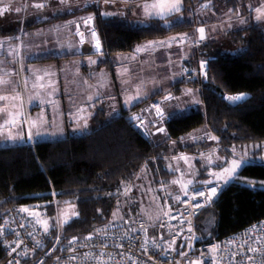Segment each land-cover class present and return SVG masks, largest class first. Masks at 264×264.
Returning <instances> with one entry per match:
<instances>
[{
  "label": "trees",
  "instance_id": "trees-1",
  "mask_svg": "<svg viewBox=\"0 0 264 264\" xmlns=\"http://www.w3.org/2000/svg\"><path fill=\"white\" fill-rule=\"evenodd\" d=\"M240 1L243 4L244 0ZM215 4L235 8L237 0H215ZM81 12L95 14L105 68L111 67V56L131 53L137 44L192 30V24L186 21L166 27L164 22L169 18L134 25L121 17H104L95 7ZM67 17L59 16L48 23ZM14 34L15 29L0 28V39ZM231 43L241 51L234 54L217 42L201 45L199 53L206 72L194 83L199 85L201 81L204 111L191 110L169 119L165 125L167 138L158 144L156 139L143 138L131 113L123 112L106 122L104 109L96 103L86 134L0 147V217L11 207L37 205L47 207L53 216L55 203H69L77 215L63 225L62 239L83 238L111 221L118 192L134 182L141 171L152 176L154 185H158V178L168 183L173 175L166 169L168 154L194 152L195 148L178 146L172 150L168 143L178 145L194 129L205 125L219 138L222 148L252 145V158L257 159L264 151V30L247 26L232 35ZM209 57L212 60L208 61ZM176 87L179 85L172 89L177 91ZM241 94L245 97L235 104L226 99ZM249 162L213 206L197 218L196 231L202 241L208 236L227 237L264 219V165ZM3 258L0 246V262Z\"/></svg>",
  "mask_w": 264,
  "mask_h": 264
},
{
  "label": "rangeland",
  "instance_id": "rangeland-1",
  "mask_svg": "<svg viewBox=\"0 0 264 264\" xmlns=\"http://www.w3.org/2000/svg\"><path fill=\"white\" fill-rule=\"evenodd\" d=\"M98 2H100V0H98ZM155 2L156 0H149L145 3V5H151ZM246 2L247 0H244L242 4L240 0H237L235 8H227L218 4L216 5L215 0H185V4L184 0H181L180 10L178 12H174L171 16L168 17L169 19L166 20V25L173 26L184 21L192 24V30L190 32L193 31V39L191 40V45H193V48L191 45H189L190 48L188 50L186 48L181 49L182 52L187 55L186 57L190 58H188V61L186 63V70L194 68L198 59L200 60V66L202 65V54H200L199 51L201 45L208 44V42L206 43V41H216L220 44V47H223L222 49L229 50L230 52L236 54L241 51V48L233 46V43H231L232 35L236 31L242 30L247 26H258L264 30V16H262L260 19H257V16L259 15L257 11L253 13L251 17V11L248 10L250 13H247L246 11ZM248 3V8L251 9L250 7L252 5L253 7H255L258 4V0H250ZM145 5L142 7L144 10ZM94 7L96 8L97 6L95 5ZM97 8L99 11V7ZM185 8L186 14L182 15V10ZM259 10L260 12L264 13V6H262ZM84 14L83 18H92L93 25L91 22L86 21H83V24H85V22L87 24L91 23V27L87 26L86 28H93L100 41L97 29L95 27V14L92 12H86ZM201 16L202 18H200ZM206 16H208L207 20ZM210 17H214L217 23L223 25V27H220L219 29L207 27L211 23ZM152 20L153 19H150L148 22H145V24H150ZM81 22L82 20L78 21L76 24ZM200 27L204 29V39H200L203 42L199 41L201 34L198 29H201ZM48 32L50 31H39L40 36H43V33ZM185 33L188 34L187 32ZM185 33L173 34L168 37ZM29 34L30 33L26 32L25 35L27 36ZM45 37L47 36L39 37L38 42H36L35 39L32 41L28 39L27 43L30 45V47H32V45L40 47L41 41ZM21 46L23 53L25 51L24 43H22ZM36 47L34 48V51ZM100 55H103V53L101 52ZM164 56L167 57L166 61ZM150 58H152V56ZM179 58V53H175L173 56L168 57V55L163 52L162 49H159L155 59L144 62L142 64L140 63V61L134 62L125 67V69L128 71L133 70L138 72V75L140 74V71L142 75L156 74V77L154 79H144L143 81V88L145 91H147L146 93H144L145 100L153 97V95L155 93H158L160 89H162V91H170V95L174 99V101L171 103L168 102L167 99H165V95L162 97V103L159 99L154 97L155 99L160 101L161 107L163 106L162 109L165 113L166 121H168L169 119H175L177 117L185 116L191 111L189 110L190 107L191 109L197 111L202 110V106L199 103L201 81H198L199 85L194 84L195 87H193V89L191 90L181 88V84H176L180 80L179 74L181 72L182 65ZM97 61H99V59ZM193 72L194 74H197V68H194ZM8 73H11V70H9ZM76 73L79 74V86H82V84L84 83L83 88L81 87L78 89V93H76L73 89L75 87V78H77L75 77ZM18 75L19 79L17 76H15L12 78L1 80L0 95L7 94L9 98L8 100L0 99V107L3 106L6 110L3 112V114H7V112L17 114L21 110V115L23 118L24 112H26L24 106V103H26L27 99L26 95L30 99V94L34 91V86L31 84H27L25 89V87L21 84L20 74ZM197 76L199 77V75ZM17 81L19 84H17ZM109 82V73L106 71H103L100 74L92 72L90 73L88 80L84 82L80 71L76 72L74 66H69L67 76L64 78V91L65 97L69 99V102L73 103V112H75V110L79 111L80 114H84L83 116H86L85 114H88V110L84 108L83 99H85L86 97L89 98L90 96H94L95 88L99 84H103L105 86L104 95L108 96V98L112 96ZM174 84L179 85V87H176L178 88V92L175 89H172L173 87H175ZM106 85L109 87H106ZM189 85L191 84H186V86ZM170 95L168 96V98L171 97ZM33 97H35V100L39 103V109L35 111L27 110V117L26 119L24 118L25 124H23V130L24 133L26 132V137L32 139V142L53 141L66 137V126L59 125L58 119L55 116V114L58 113V107L60 106V93L56 89L54 81H48L47 88L45 90H42L41 88V91L34 94L32 98ZM154 98L148 100L146 102L147 105H149L154 100ZM114 100L115 99L113 98L107 100L108 102L106 104L105 117L106 122H109L112 119L116 118L114 114L116 107H113L112 105ZM69 111L71 110L69 109ZM138 112H140V110L133 109L129 113L134 115L133 113L137 114ZM148 113L149 112H146V114L144 113V117L149 118L146 121L147 126H149V122L152 119ZM48 114L52 115V119H48ZM91 115H94V112H92ZM78 126H80V123H78V125L76 126H71V130L73 131L74 128L78 129ZM14 128H16L15 132H12L10 134L0 133V147L23 145L26 143L24 135L21 132V123L15 125ZM161 128L164 129V131L160 133V137L158 139L159 142H162L163 138L166 136V129L164 128V124H154V126L152 127L153 132L154 130H159ZM76 132L82 133L83 131ZM211 137H215L216 139H211ZM168 144L172 150L178 146L191 147L195 145V148L194 152L180 150L179 152H171L170 154H168L165 159L166 169L173 175L169 182L166 184H164V182L160 178H158V185H154L152 176L146 171H141L137 175L134 182L124 186L123 189L118 192V201L111 216L112 221H121L124 219H133L139 217L145 220L149 225L155 226L156 223L166 213V211H168L166 210V208H173L177 200L186 195V193L190 189V186L194 184V181H196L199 176L205 174L207 179L218 178L216 174L223 173L224 169L229 168L232 164V161L234 160L238 162L244 160L247 162L250 161V164L264 165V151L260 156L257 157V159H253L251 154L254 150V146L252 145H248L247 147L233 145L231 149L226 150L222 148V144L220 143L219 138H217L210 131L207 125L194 129L184 138L182 142L178 143V145L175 142H169ZM239 170L231 178V181L235 179ZM227 179L228 178L226 176L224 178H220V180L223 182H225ZM174 181H177V183H173ZM261 187L264 188L263 185ZM47 212L49 214V210H47ZM73 212L76 213L72 204H66L65 202L55 203L54 215L50 216V218L42 224L45 225L50 231V235L52 237H55L62 232V227L64 224H66L63 223L64 220H67L69 222L72 218L76 217V215L73 216ZM52 229H54L55 232L51 231Z\"/></svg>",
  "mask_w": 264,
  "mask_h": 264
},
{
  "label": "crops",
  "instance_id": "crops-1",
  "mask_svg": "<svg viewBox=\"0 0 264 264\" xmlns=\"http://www.w3.org/2000/svg\"><path fill=\"white\" fill-rule=\"evenodd\" d=\"M147 1L149 0H100V2H98V0H0V10L7 8V11L0 14V28L6 30L15 29L16 31V34L0 39V82L3 79L15 76L19 79L18 74H20L21 84L25 89L27 84L34 86V91L30 94V99L26 95V112H24L23 118L21 110L17 114L11 112L3 114L6 110L3 106L0 107V133L10 134L15 132L16 128H14V126L21 123V132L24 135L26 144L32 142V139L26 137V132L24 133V118L26 119L27 117V110L35 111L39 109V103L35 100V97L32 98V96L41 91V88L42 90H45L48 81L52 80L55 83L56 89L60 93V106L58 107V113H56L55 116L58 119L59 125L66 126L67 134L79 133L76 132L75 128L72 131L71 126H76L78 123H80V126L88 125L89 119L93 116L91 113L94 112L95 114L96 106L94 105L96 103L98 107H102L106 112L108 99H115L112 105L113 107H116L114 112L116 117L120 116L123 112H131V110L137 106L140 108L147 106L146 102L154 97L159 99L162 103V97L165 95V99H167L168 102H173L174 99L170 95V91H162V89H160L158 93H155L150 99L145 100L144 93L147 91L143 88V81L144 79H154L156 74L142 75L140 71V74L138 75V72L136 71H128L125 69V67L129 66L131 63L140 61L142 64L155 59L159 49H162L168 57L173 56L175 53L180 54L179 60L182 65L179 74L180 80L176 84H181V88L193 89L198 74H194L193 72L195 67L190 70L185 69L189 57H186L187 55L181 50L182 48H186L187 50L190 48L189 45H191V40L193 39V31L188 34L185 33L137 44L131 53L111 56L109 58V62L111 63L110 68L102 66L105 61L104 56L94 53L89 36H78L76 33L75 25L78 21L83 19V16L85 15L81 11L94 7L95 5L99 7V13L104 17H121L135 25H146L145 22H148L150 19H161L145 15V10L142 7ZM249 1L250 0H247L246 2V11L248 13V10H250L252 17L253 13L257 12L258 9L264 6V0H258V4L255 7L252 5L250 7L251 9L248 8ZM36 4H43L44 7L37 8L34 6ZM66 15L69 17L62 21L48 23L59 16ZM200 18H202V16ZM207 19L208 16H206V20ZM210 19L211 23L207 27H213L215 29L223 27V25L217 23L214 17H210ZM31 25L37 26L28 28ZM41 30H47L50 32L43 33V36H40L39 31ZM26 32L30 34L26 36ZM44 36L47 37L42 39V47H39L37 44L40 51L35 45L30 47L27 43L28 39L31 41L35 39L36 42H38L39 37ZM199 41L203 42L200 38ZM207 42L209 43L213 41H206V43ZM22 43H24L25 49L23 53L21 46ZM191 46L193 48V45ZM35 47L36 49L34 51ZM151 56L152 58H150ZM164 57L166 61L167 57ZM98 59L99 61H97ZM69 66H74L76 72L80 71L84 82L88 80L89 75L92 72L100 74L101 72L106 71L109 73V83L112 96L108 98V96L104 95L105 86L99 84L95 88L94 96L83 99L84 108L88 110V114H85L86 116H83L84 114H80L79 111L76 110L73 112V103L69 102V99L65 97L64 78L67 76ZM9 70H11V73H8ZM75 77L77 78H75V87L73 89L78 93V89L81 87L83 88L84 83L82 86H79V74L76 73ZM189 83L191 85L186 86V84ZM17 84H19L18 81ZM106 87L109 86L106 85ZM169 95L171 97L168 98ZM243 97L245 96L243 95ZM0 98H3L1 100H8L9 96L3 94L0 95ZM199 103L202 106V110L200 111H204L200 97ZM69 109L71 111H69ZM189 110L194 109H191L190 107ZM142 114L146 123L149 118H145L144 113ZM48 119H52L51 114H48ZM151 130L152 138L158 140L161 131L157 129L153 132V129ZM82 133L86 134L87 132L84 131ZM208 182L229 184L231 179H227V182H223L220 178L207 179L206 175L203 174L194 181V184H192L190 188L196 184H204Z\"/></svg>",
  "mask_w": 264,
  "mask_h": 264
},
{
  "label": "built area",
  "instance_id": "built-area-1",
  "mask_svg": "<svg viewBox=\"0 0 264 264\" xmlns=\"http://www.w3.org/2000/svg\"><path fill=\"white\" fill-rule=\"evenodd\" d=\"M88 18L76 24L81 32L76 31L78 35H88L93 51L100 54L102 46L98 51L92 36L94 29L86 28L93 25V20ZM83 21L91 23L83 24ZM198 69L199 76L206 72L204 67ZM157 108L162 111L160 101L154 99L144 112H149L153 124H162L166 117L163 111V116H158ZM137 115L140 122L136 126L143 138L149 140L151 134L145 128L143 116L140 112ZM213 187L217 189L216 195L211 200L205 199ZM226 187L220 183L191 187L174 208H166L168 211L156 226L133 218L98 228L83 238L68 240L58 235L52 237L45 230L42 224L47 219L45 212L37 216L27 213L35 206L10 209L0 217V246L4 257L0 264H264V219L220 239L202 241L197 234V218L213 206ZM201 191L204 196L198 194Z\"/></svg>",
  "mask_w": 264,
  "mask_h": 264
},
{
  "label": "snow or ice",
  "instance_id": "snow-or-ice-1",
  "mask_svg": "<svg viewBox=\"0 0 264 264\" xmlns=\"http://www.w3.org/2000/svg\"><path fill=\"white\" fill-rule=\"evenodd\" d=\"M180 3L181 0H156L155 3L151 4V5H145V15L149 16V17H158V18H164L168 15H171L174 12H178L180 10ZM37 8H42L44 7L43 4H36L34 5ZM4 11H7V8H4L3 10H0V14H2ZM259 15L257 16V19H260L262 16H264V13L260 12V10H257ZM107 15V14H106ZM92 18L89 17L88 20L90 21ZM198 31L200 32V39H204V29H198ZM92 36L94 39H96V46H97V50L99 51V47H100V42L98 40V38H96V33L95 31L92 32ZM139 51V49H138ZM94 63V61H93ZM204 65L202 63L201 68H203ZM243 94L238 95V96H229L226 97V99H228L229 101H238L243 99ZM3 99V98H0ZM157 115L158 116H163L162 111L157 108L156 109ZM159 131L163 132L164 129H159ZM211 139H216L215 137H211ZM183 159H187V158H183ZM246 163V161L241 160V161H232V164L229 168H225L224 172L221 174H216L218 176V178H224L225 176L228 179H231L236 172L242 168L244 166V164ZM227 182V180L225 181ZM173 183H177V181H174ZM191 183V182H189ZM217 193V189L215 187H213L211 189V192L208 196L205 197V199L207 200H211ZM200 196H204V193L201 191L200 193H198ZM195 197H193L194 199ZM178 199V198H177ZM22 211H27V209H22ZM77 215L75 212H73V216ZM67 220H64L63 223H67ZM47 231V228L45 229Z\"/></svg>",
  "mask_w": 264,
  "mask_h": 264
},
{
  "label": "bare ground",
  "instance_id": "bare-ground-1",
  "mask_svg": "<svg viewBox=\"0 0 264 264\" xmlns=\"http://www.w3.org/2000/svg\"><path fill=\"white\" fill-rule=\"evenodd\" d=\"M168 18V17H167ZM161 19H165V18H161ZM161 19H158V20H161ZM50 22V21H49ZM166 21L164 22V25L166 26V27H170V26H167L166 25ZM75 27H76V30L80 33L81 31L77 28V25H75ZM77 31H76V33H77ZM78 36H81L80 34L78 35ZM199 67H201V66H199ZM199 67H197V68H199ZM199 70V69H198ZM197 70V71H198ZM27 104V102L26 103H24V106ZM148 107V105L147 106H144V107H142L141 109H139L140 110V113H141V115H143L142 113H145L144 112V110L146 109ZM25 111H26V109H25ZM105 111V110H104ZM162 111H163V109H162ZM164 112V111H163ZM146 114V113H145ZM165 114V113H164ZM105 115H106V112H105ZM150 115V114H149ZM151 116V115H150ZM119 117V116H118ZM132 117V120H133V122H134V124L136 125L138 122H140V116H138L137 114H134V115H132L131 116ZM166 117V116H165ZM166 120L162 123V124H164V128H165V125H166ZM145 123V122H144ZM147 124V122L145 123V128L147 129V131H149L150 132V134L152 133V127L154 126V124L152 123V119H151V122H149V126H147L146 125ZM88 125L87 126H78L77 128L78 129H76V131H85V132H87L88 133ZM78 134H81V133H78ZM70 135H73V134H70ZM167 138V136H165V138H163V140H165ZM150 139H153L152 138V134H151V138ZM149 139V140H150ZM155 143L156 144H158V143H160L159 142V140H157V141H155ZM208 183H214V182H208ZM226 185V184H225ZM228 185V184H227ZM13 208H16V207H11L10 209H13ZM10 209L8 210V212H7V214L9 213V211H10ZM47 207H45L44 205H39V206H36V207H34V208H31V211L30 212H27L28 214H31V215H33V216H37V215H39V214H41V213H43V212H45L46 213V217H47V219L46 220H48L49 218H50V214H48V212H47ZM6 214V215H7ZM137 219H142V218H139V217H136ZM45 220V221H46ZM127 219H124V220H121V221H110V222H106V223H103V224H101L100 226H98L96 229H98V228H101V227H104V226H109V225H113V224H120V223H123V222H125ZM143 220V219H142ZM44 221V222H45ZM43 222V223H44ZM159 222V221H158ZM158 222L156 223V225L158 224ZM155 225V226H156ZM152 226H154V225H152ZM44 227L45 228H47L45 225H44ZM50 232V231H49ZM61 239H62V234L60 233L59 235H58Z\"/></svg>",
  "mask_w": 264,
  "mask_h": 264
},
{
  "label": "water",
  "instance_id": "water-1",
  "mask_svg": "<svg viewBox=\"0 0 264 264\" xmlns=\"http://www.w3.org/2000/svg\"><path fill=\"white\" fill-rule=\"evenodd\" d=\"M210 238V236H208V239Z\"/></svg>",
  "mask_w": 264,
  "mask_h": 264
}]
</instances>
